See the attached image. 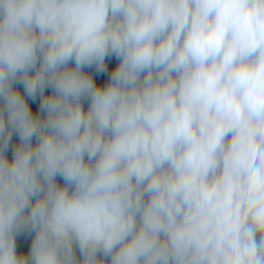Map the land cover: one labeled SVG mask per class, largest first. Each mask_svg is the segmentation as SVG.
Listing matches in <instances>:
<instances>
[{
  "label": "clouds",
  "instance_id": "obj_1",
  "mask_svg": "<svg viewBox=\"0 0 264 264\" xmlns=\"http://www.w3.org/2000/svg\"><path fill=\"white\" fill-rule=\"evenodd\" d=\"M0 264H264V0H0Z\"/></svg>",
  "mask_w": 264,
  "mask_h": 264
},
{
  "label": "trees",
  "instance_id": "obj_2",
  "mask_svg": "<svg viewBox=\"0 0 264 264\" xmlns=\"http://www.w3.org/2000/svg\"><path fill=\"white\" fill-rule=\"evenodd\" d=\"M110 63H114V61L110 62ZM106 79V76L101 78V80ZM33 110L36 109L37 105L36 104H32ZM11 153L9 152V155ZM30 246V237H28L27 239H23V240H18V248L27 250V248Z\"/></svg>",
  "mask_w": 264,
  "mask_h": 264
}]
</instances>
